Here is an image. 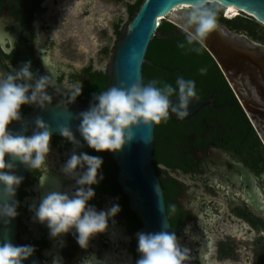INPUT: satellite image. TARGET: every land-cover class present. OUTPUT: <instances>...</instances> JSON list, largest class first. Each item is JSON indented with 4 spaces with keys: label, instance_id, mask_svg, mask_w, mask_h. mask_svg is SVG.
Masks as SVG:
<instances>
[{
    "label": "flooded vegetation",
    "instance_id": "af4514ba",
    "mask_svg": "<svg viewBox=\"0 0 264 264\" xmlns=\"http://www.w3.org/2000/svg\"><path fill=\"white\" fill-rule=\"evenodd\" d=\"M44 1L0 0V70L19 67L30 59L33 69L47 74L54 87L63 88L79 81L82 93L89 88L92 74L97 69L86 65L75 70L51 57L50 45L41 42ZM247 16L244 12L230 16L224 9L219 17L242 22ZM218 22L223 24L219 19ZM223 25L239 39L249 38L256 42L237 44L234 49L247 50L264 61V42L260 41L264 34L259 32L257 24L253 29L258 37L247 29L245 33L241 28ZM204 48L211 58L201 59L203 54L189 53L196 59H188L183 65L169 60L164 66L155 64L153 67L154 78L158 80L174 83L177 76L194 79L198 98L208 100L188 117L177 118L172 114L175 120L168 122L164 138L160 134L157 148L156 166L160 176L157 175L164 192L166 212L170 205L176 208L175 213L168 216L171 231H175L179 240L187 236L186 227L192 234V259L188 264H212L209 256L215 246L210 226L220 220L234 226L242 222L252 234L264 232V137L251 118V115H264V81L256 76L255 71L259 68L254 65L227 61L224 67L206 46ZM200 67L207 69L205 74L198 72ZM80 96L76 100H80ZM59 98L54 94V102ZM31 107L23 105L21 113ZM155 139L154 135V147ZM71 149L69 142L52 134L48 156L50 170L43 186L38 180L39 173L23 165V180L16 191L18 242L34 245L42 264L51 260L56 251L63 257V264H81L82 258L93 254L110 257V264H134L135 233L141 231V223L129 209L128 198L116 181L117 167L109 151L96 152L86 145L80 149L103 158L100 170L103 179L92 186L95 196L89 203L97 209L117 203L121 209L114 218L115 223L110 221L108 230L92 239L87 251L79 247L71 233L65 234L62 241L54 240L45 224L33 220L30 204H37L47 191H65L73 184L71 179L58 172ZM205 209L210 213H205ZM197 213H204L205 221L209 214L216 218L211 223H198ZM229 234L236 236L233 232ZM201 247L209 252L203 260L196 256ZM66 248L72 251L69 257L63 256ZM216 248L221 257L233 252L230 240L219 241Z\"/></svg>",
    "mask_w": 264,
    "mask_h": 264
},
{
    "label": "clouds",
    "instance_id": "9594fccd",
    "mask_svg": "<svg viewBox=\"0 0 264 264\" xmlns=\"http://www.w3.org/2000/svg\"><path fill=\"white\" fill-rule=\"evenodd\" d=\"M225 7V0H192L179 16L183 41L178 42L177 47L200 53L206 38L220 30L218 17ZM206 71L205 67L198 69L201 75ZM81 91L79 81L63 88L54 87L47 74L33 69L30 59L23 61L19 67L0 70V223L9 225L19 214V201L15 199V194L23 177L16 174V161L39 173L41 186L45 184L50 170L48 156L52 127L37 115L29 133L27 122H23L22 106L45 110L53 105L56 94L60 98L55 101V106L66 111ZM197 99L195 80L183 76H177L174 83L156 78L146 82L133 79L130 83L122 80L119 86L113 84L94 93L88 108L73 117L78 120L76 131L83 143L67 123H60L56 128L64 141L72 145L58 172L71 179L73 184L65 191H47L37 204H30L33 220L45 224L54 240L62 241L65 234L71 233L79 247L87 251L90 241L105 233L110 221L115 223L114 218L121 209L117 203L103 209L89 203L95 196L92 186L103 179L100 171L103 158L80 149L86 145L96 152L120 151L136 138L135 127L167 121L170 114L184 118ZM14 121L22 122L20 130L10 129L9 125ZM175 211V205H170L166 217ZM204 212L210 213V210L205 209ZM197 218L198 223H211L216 217L209 214L205 221L204 213H197ZM168 227V223L163 222L160 231L135 233L139 256L134 264H188L192 259L190 248L181 244L175 231H168ZM184 231L187 233L188 227ZM34 252V245H14L5 240L0 243V264H24ZM110 260L108 256L96 257L93 254L82 258L81 264H110ZM46 264H63V257L56 251Z\"/></svg>",
    "mask_w": 264,
    "mask_h": 264
},
{
    "label": "water",
    "instance_id": "95a60500",
    "mask_svg": "<svg viewBox=\"0 0 264 264\" xmlns=\"http://www.w3.org/2000/svg\"><path fill=\"white\" fill-rule=\"evenodd\" d=\"M225 2L226 6H235L240 12H244L264 25V0H225ZM191 3L192 0L142 1L138 10L129 20L125 32L115 48L110 69L109 86L113 84L119 86L122 80L130 83L133 79H142L145 54L152 37L156 33L157 26L162 19H166L180 28L179 16L187 8L183 5H190ZM219 29L206 38L204 46L214 54L218 62L224 67L227 61L240 65H254L256 69L259 68L255 71L256 76L264 81V61L249 54L247 50L238 51L234 49L237 44L252 45L256 42L249 38L239 39L235 33L230 32L221 23H219ZM262 92L264 94V90ZM207 102L208 100L198 98L196 102L190 105L189 115ZM89 103L75 100L74 103L67 106L66 111L63 108L56 107L55 102L45 110L32 106L22 113L23 122H27L28 132L30 133L33 127L32 121L37 115H40L51 125L53 134L57 135H60L56 130L57 125L67 123L77 138L83 141L76 131L78 120L73 117L80 111L86 110ZM251 118L264 137V115L258 117L251 115ZM21 123L14 121L9 127L14 131H18L21 129ZM155 125L135 127L133 131L136 138L131 143L125 145L120 151L109 152L117 167L116 181L122 192L126 194L128 207L140 221L141 231L144 232L160 231L163 222L168 223L167 230L171 231L169 218L166 217L163 188L153 164ZM16 164V174L23 177L25 169L23 164L19 161H16ZM0 197H2V193H0ZM16 197L15 194V199ZM16 231V217L11 220L9 225L0 223V243L8 240L14 245H21L17 240ZM138 256L139 254L136 252V258ZM24 264H42V262L38 254L34 252L28 260L24 261Z\"/></svg>",
    "mask_w": 264,
    "mask_h": 264
},
{
    "label": "rangeland",
    "instance_id": "374dc122",
    "mask_svg": "<svg viewBox=\"0 0 264 264\" xmlns=\"http://www.w3.org/2000/svg\"><path fill=\"white\" fill-rule=\"evenodd\" d=\"M134 1L45 0L40 21L43 26L41 42L50 45L53 59L75 70L90 65L110 71L115 48L131 19L128 5ZM91 10L94 12L89 14ZM247 17H243L244 23L249 21ZM257 23L259 32L264 34V25ZM242 31L246 33L245 29ZM260 41L264 42V38ZM233 226L224 220L210 226L215 249L209 261L212 264H264V232L256 231L250 237L232 236L229 233L233 231ZM186 235L180 242L190 248L192 234L187 231ZM221 240L232 241L233 252L227 257H221L217 252L216 246ZM71 255V249L66 248L63 256ZM128 261H131L130 257Z\"/></svg>",
    "mask_w": 264,
    "mask_h": 264
},
{
    "label": "trees",
    "instance_id": "16d2710c",
    "mask_svg": "<svg viewBox=\"0 0 264 264\" xmlns=\"http://www.w3.org/2000/svg\"><path fill=\"white\" fill-rule=\"evenodd\" d=\"M143 0H135L132 4L128 5V13L129 16L132 17L135 12L138 10L140 4ZM250 17V16H249ZM247 17V18H249ZM221 22H225L226 24L230 25L231 27L247 29L254 37H258L256 29H253L254 24H258L256 20L252 19L251 17L248 19L249 21L244 23L243 21H237L234 18H223L218 17ZM155 35L152 37L146 54L145 60L143 62L142 68V79L146 82L149 79L154 78V66L158 64L160 66H164L169 60L175 61L178 64H184L185 61L188 59H196L195 56L189 55V53H196L192 51H188L182 48L177 47V43L183 41V34L182 31L178 29V27L166 20L162 19L160 24L156 28ZM198 56L201 54V59L211 58L210 55L206 52L204 46L201 48L200 53H196ZM111 73L109 70L102 71L97 69L92 74V78L89 84V88L81 93L80 100L82 102H90L92 99V95L99 90L106 89L110 84ZM168 82V81H167ZM175 117L170 114L167 121H161L160 123L156 124L154 135H155V147L153 149V164L156 168L157 174L158 167L156 166L157 162V148H158V141L160 134H163V138L166 136V126L169 121H174ZM160 176V175H159ZM161 178V177H160ZM168 212V208H167ZM169 216V215H168ZM263 243L262 246L264 247V239H262ZM259 254V253H258Z\"/></svg>",
    "mask_w": 264,
    "mask_h": 264
},
{
    "label": "bare ground",
    "instance_id": "6f19581e",
    "mask_svg": "<svg viewBox=\"0 0 264 264\" xmlns=\"http://www.w3.org/2000/svg\"><path fill=\"white\" fill-rule=\"evenodd\" d=\"M183 6H187L188 7L189 5L186 4V5H183ZM224 9L226 10L227 14L230 15V16L237 15V14L240 13L239 9L237 7H235V6H232V5L226 6ZM93 12H94V10H91V12L89 14H91ZM232 232L235 233V234H238L240 236H247V237L252 234V230L246 224H244L242 222L237 224V226L233 227V231ZM208 254H209V252L206 253V250L204 249V247H201L199 253L196 254V256L200 260H203L204 256L205 255L207 256Z\"/></svg>",
    "mask_w": 264,
    "mask_h": 264
}]
</instances>
